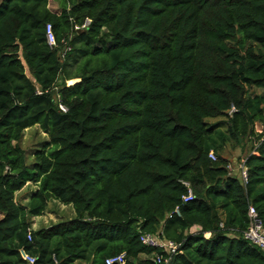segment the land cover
Wrapping results in <instances>:
<instances>
[{
  "label": "trees",
  "instance_id": "16d2710c",
  "mask_svg": "<svg viewBox=\"0 0 264 264\" xmlns=\"http://www.w3.org/2000/svg\"><path fill=\"white\" fill-rule=\"evenodd\" d=\"M52 200L74 216L33 229ZM249 205L264 226V0H0V264H264Z\"/></svg>",
  "mask_w": 264,
  "mask_h": 264
},
{
  "label": "built area",
  "instance_id": "2783aa9c",
  "mask_svg": "<svg viewBox=\"0 0 264 264\" xmlns=\"http://www.w3.org/2000/svg\"><path fill=\"white\" fill-rule=\"evenodd\" d=\"M88 22L89 21L87 20L86 23L81 26V28L84 27ZM75 28L77 29V27H75ZM46 38H47V43L50 46L55 45L54 37H53L51 27L49 24L46 25ZM67 50H69V48H66L62 52V55H64L65 51H67ZM57 99L59 100V98H57ZM59 108L62 111L66 110L64 105H62L61 103H59ZM209 157L212 160H215V158H216L213 152L209 153ZM239 168H240L241 177L243 180H245L246 168H245V166H243V164H241ZM228 169H232V166L228 165ZM183 184L188 188L187 195L182 197V200L184 202H186V201L192 199L193 194H192V190L190 189L188 182H183ZM174 213L179 214L178 207H176L174 209ZM247 215H248L249 223H248L246 230L243 231L242 236L244 239L255 244L262 251H264V226H263L260 218L258 217L255 208L252 205L248 206ZM168 216H171V214H168ZM205 236H208V233H206ZM139 239H140L141 243L145 246L163 249L164 251H167L168 253H173L179 245V244H176L172 241L162 239L159 236H157L156 234L143 233V234H140ZM23 258L29 264H32L34 261L33 257L26 255V254H23ZM155 258L157 261L162 260V256L160 254H155ZM105 264H125V255L123 253H121V254L113 256V257H108L105 259Z\"/></svg>",
  "mask_w": 264,
  "mask_h": 264
},
{
  "label": "rangeland",
  "instance_id": "374dc122",
  "mask_svg": "<svg viewBox=\"0 0 264 264\" xmlns=\"http://www.w3.org/2000/svg\"><path fill=\"white\" fill-rule=\"evenodd\" d=\"M50 9L54 10L56 7V3L50 1L49 3ZM258 128V127H257ZM45 139V134L37 127H31L24 131L23 137L20 141V146L26 151L28 159L31 158V153L34 148H38L40 142ZM250 143L247 141H240L235 148H231L230 145H227L223 150V156H226L231 161L232 172L238 176H240V165L242 163L243 157L249 151ZM238 159V161H236ZM241 160V161H240ZM35 189V186L32 184H28L23 187L16 194V200L20 204H25L27 198L30 193ZM71 208L68 206H63L57 203L49 204L46 212L40 216L39 218L33 219V228H37L39 226H46L51 224L52 222L57 221L58 219L70 218Z\"/></svg>",
  "mask_w": 264,
  "mask_h": 264
},
{
  "label": "crops",
  "instance_id": "0c3cea01",
  "mask_svg": "<svg viewBox=\"0 0 264 264\" xmlns=\"http://www.w3.org/2000/svg\"><path fill=\"white\" fill-rule=\"evenodd\" d=\"M54 2V1H53ZM50 8V7H49ZM56 10V8L54 9V11ZM27 200H28V198H27ZM27 200H26V202H27ZM51 203H57V204H61V203H59V202H57V201H54V200H52V201H50L49 203H48V205H47V208H48V206H49V204H51ZM61 205H63V204H61ZM63 206H68V207H70L71 208V215H70V218L68 217V218H61V219H58L57 221H55V222H52L51 224H49V225H52V224H55V223H58V222H60V221H65V220H68V219H71L73 216H74V213H73V209H72V207L70 206V205H63ZM47 208H46V210H47ZM46 212V211H45ZM44 212V213H45ZM43 213V214H44ZM42 214V215H43ZM41 215V216H42ZM40 216H36V217H32V219H31V226L33 225V219L34 218H39ZM49 225H46V226H39V227H37V228H33V229H38V228H42V227H47V226H49Z\"/></svg>",
  "mask_w": 264,
  "mask_h": 264
}]
</instances>
